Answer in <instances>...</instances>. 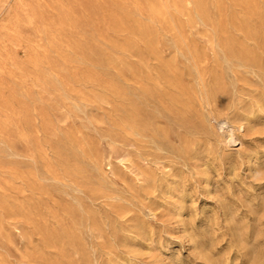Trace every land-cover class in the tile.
I'll return each mask as SVG.
<instances>
[{"label":"rangeland","instance_id":"obj_1","mask_svg":"<svg viewBox=\"0 0 264 264\" xmlns=\"http://www.w3.org/2000/svg\"><path fill=\"white\" fill-rule=\"evenodd\" d=\"M0 264H264V0H0Z\"/></svg>","mask_w":264,"mask_h":264},{"label":"bare ground","instance_id":"obj_2","mask_svg":"<svg viewBox=\"0 0 264 264\" xmlns=\"http://www.w3.org/2000/svg\"><path fill=\"white\" fill-rule=\"evenodd\" d=\"M239 34V33H238ZM258 42V41H257ZM195 52V51H194ZM196 54V53H195ZM194 54V55H195ZM157 55V54H156ZM229 55H231L230 53H229ZM154 58V57H153ZM231 58H232V56H231ZM197 59V58H196ZM213 60H215V59H213ZM199 62V61H198ZM213 62V61H212ZM238 64V63H237ZM201 65H203V64H201ZM216 65V64H215ZM241 66V65H240ZM204 71V70H203ZM205 75V74H204ZM198 76V75H197ZM198 81V80H197ZM203 81V80H202ZM215 84V83H214ZM140 99V98H139ZM142 99V98H141ZM225 103H226V101H225ZM131 106V105H130ZM133 111H134V107H133ZM135 117V116H134ZM221 125V124H220ZM225 125V124H224ZM227 126V125H226ZM229 129V128H228ZM232 129V127L230 128V130ZM243 130V129H242ZM231 139V138H230ZM234 141L235 140H233L232 142H233V144H234ZM230 145V144H229ZM257 151V150H256ZM261 151V150H260ZM154 152H155V150H154ZM140 155V154H139ZM247 164V163H246ZM249 168V167H248ZM208 177V176H207ZM222 182V181H221ZM175 207V206H174ZM195 209V208H194ZM236 226V225H235ZM204 252V251H203Z\"/></svg>","mask_w":264,"mask_h":264}]
</instances>
